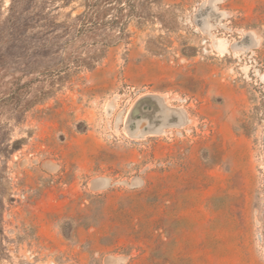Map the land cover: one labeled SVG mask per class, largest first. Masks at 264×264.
Returning a JSON list of instances; mask_svg holds the SVG:
<instances>
[{"label":"rangeland","instance_id":"rangeland-1","mask_svg":"<svg viewBox=\"0 0 264 264\" xmlns=\"http://www.w3.org/2000/svg\"><path fill=\"white\" fill-rule=\"evenodd\" d=\"M204 1L0 0V264H264V0Z\"/></svg>","mask_w":264,"mask_h":264},{"label":"bare ground","instance_id":"bare-ground-1","mask_svg":"<svg viewBox=\"0 0 264 264\" xmlns=\"http://www.w3.org/2000/svg\"><path fill=\"white\" fill-rule=\"evenodd\" d=\"M157 95L159 94H146V95H143V96H140L141 97V102L143 103V105L145 106H142V108H139L140 110L136 112V114L133 116V119L132 121L135 122L136 124V127L138 125V122L140 121V119L142 118L143 115H145L146 113H150L153 109V102L155 100L156 97H158ZM168 108H169V111L170 112H174V111H178V112H181L182 113V116H183V119L177 121V122H170V123H167L165 124L163 130L162 129H150V127L148 125H144L143 126V123L141 124L142 126V133L141 134H137V136H144V135H147V134H160V133H163V131H166L168 128H181L183 127L184 125H186L188 122L191 121L190 119V116L188 115V113L185 111V109L183 107H173L171 105H167ZM146 107H148L149 109L151 108V110H144ZM155 110V109H154ZM167 113V109L165 108L164 106V113ZM139 117V119H138ZM177 126V127H176ZM133 128L130 127V130L132 131ZM145 129H147V131L145 132ZM134 130V129H133ZM150 132V133H149ZM135 136V135H134ZM261 237V236H259Z\"/></svg>","mask_w":264,"mask_h":264},{"label":"water","instance_id":"water-1","mask_svg":"<svg viewBox=\"0 0 264 264\" xmlns=\"http://www.w3.org/2000/svg\"><path fill=\"white\" fill-rule=\"evenodd\" d=\"M218 2V1H222V0H205L204 2H203V6L204 7H206V6H208V5H211V4H214L215 2ZM220 13L223 15V16H227L228 14H229V12L228 11H226V10H222V11H220ZM196 21V23L198 24V20L196 19L195 20ZM205 33H208V32H205ZM207 35H209V34H207ZM217 47V46H216ZM225 49H223V50H221V51H224ZM178 108L180 107V106H177ZM151 110V108L149 109V108H145L144 110ZM192 117V116H191ZM193 118V117H192ZM138 119H139V117H138ZM194 119V118H193ZM177 127V126H176ZM133 130V129H132ZM147 131V129H145V132ZM150 133V132H149ZM167 134V132L166 131H163V135H166ZM129 137V136H128ZM141 137H143V136H141ZM133 139V138H132ZM136 180H139L138 178H136ZM124 183H126V184H128V182H124ZM111 184V181L109 180V178H107V177H103V176H100V177H96V178H93L92 180H91V182H90V188L92 189V190H98V189H103V188H105V187H108L109 185Z\"/></svg>","mask_w":264,"mask_h":264}]
</instances>
